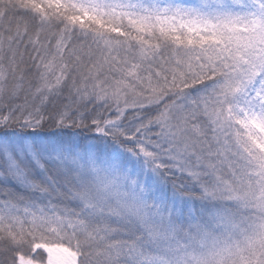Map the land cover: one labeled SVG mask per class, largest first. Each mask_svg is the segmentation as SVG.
<instances>
[{
    "label": "trees",
    "instance_id": "1",
    "mask_svg": "<svg viewBox=\"0 0 264 264\" xmlns=\"http://www.w3.org/2000/svg\"><path fill=\"white\" fill-rule=\"evenodd\" d=\"M133 17L0 0V264H46L50 247L77 264H171L153 241L186 242L220 213L264 231V165L231 153L218 122L245 83L233 50ZM236 246L183 264H264Z\"/></svg>",
    "mask_w": 264,
    "mask_h": 264
},
{
    "label": "rangeland",
    "instance_id": "2",
    "mask_svg": "<svg viewBox=\"0 0 264 264\" xmlns=\"http://www.w3.org/2000/svg\"><path fill=\"white\" fill-rule=\"evenodd\" d=\"M88 5L132 12L135 27L199 37L230 47L245 83L231 104V113L221 115L218 122L223 137L233 144L231 153L242 161H260L264 165V0H88ZM217 189L223 196L234 193L225 185ZM124 200L127 202L125 197ZM109 206L113 212H125L116 199L109 201ZM256 206L257 215L264 221V196ZM142 209L151 231H161L162 217L154 208ZM203 224L193 226L194 237L186 242L175 241L166 249L159 239H153L152 246L171 264L216 258L218 253L223 254L219 251L236 249L240 242L250 250L264 249V231L255 222L220 213ZM43 251L46 264H77L76 256L64 248ZM21 263L31 264L23 260Z\"/></svg>",
    "mask_w": 264,
    "mask_h": 264
}]
</instances>
